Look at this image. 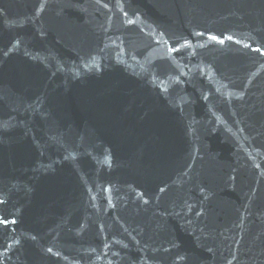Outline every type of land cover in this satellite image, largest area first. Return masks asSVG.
I'll list each match as a JSON object with an SVG mask.
<instances>
[{"label":"water","instance_id":"obj_1","mask_svg":"<svg viewBox=\"0 0 264 264\" xmlns=\"http://www.w3.org/2000/svg\"><path fill=\"white\" fill-rule=\"evenodd\" d=\"M0 264H264V0H0Z\"/></svg>","mask_w":264,"mask_h":264},{"label":"snow or ice","instance_id":"obj_2","mask_svg":"<svg viewBox=\"0 0 264 264\" xmlns=\"http://www.w3.org/2000/svg\"><path fill=\"white\" fill-rule=\"evenodd\" d=\"M213 39H215V37H213Z\"/></svg>","mask_w":264,"mask_h":264}]
</instances>
